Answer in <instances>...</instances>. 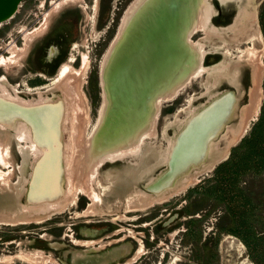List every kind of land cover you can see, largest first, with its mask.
<instances>
[{"label":"rangeland","instance_id":"obj_1","mask_svg":"<svg viewBox=\"0 0 264 264\" xmlns=\"http://www.w3.org/2000/svg\"><path fill=\"white\" fill-rule=\"evenodd\" d=\"M53 1L56 0L20 1L12 16L0 25V55H12L15 47H20L25 41L22 31H30L39 26L46 16V11L50 14L46 26L41 33L34 36L29 47L37 41L40 44L57 33H62L63 43L71 35L62 61L72 54L73 60L64 62H68L69 69L73 67L74 74L72 78L71 75L68 77V82L71 80L70 83L77 85L84 107L80 111L81 114L79 113L81 131L76 139L71 138L64 125L66 123L61 127L62 122L58 120L57 131H60V134L59 138H53V142L56 143L58 139L57 142L62 143V152H72L67 153L69 161L66 160L75 173L70 172L67 166H63V170L60 169V189L57 187L58 192H55L58 197L53 198L51 207L42 206L37 212L34 205L41 202L29 197L32 189L30 178L33 162L41 153L37 154L36 159L28 157L23 162L13 149L10 165H0V264H257L239 236L218 230L215 221L218 213L224 210L223 202H219L206 214L202 213L213 203V195L206 199L203 207L194 212L185 211L184 205L197 191L192 188L195 185L202 188L209 181L207 178L213 177L214 166L229 157L232 148L249 132L259 116L261 103L264 101V35L261 27L262 44L257 46L260 50V96L255 110H250L248 95L252 85L251 69L242 62L239 66L240 82L238 80L233 84L237 101L235 100L232 114L213 135L208 155L199 165L192 167L188 172L183 171L175 183L165 189L166 197L134 208L126 204L127 194L136 188L148 193L154 192L145 187V182L166 167V162L154 161L157 154H168L167 138L174 139L183 123L195 110L232 85L221 78L216 83L210 82V87L206 88V80L202 75L191 76L174 94L161 97L154 123L156 133L146 137L147 141L155 146L153 155L140 161L126 157L104 161L95 173L92 172L94 175L91 178L89 174L92 166L83 170L81 165L80 168L79 164L75 165L73 157L79 148H83L98 121L101 104L98 69L112 40L119 17L130 0H74L52 10ZM210 1L213 6L210 22L215 26L233 22L241 5L252 7L259 24L258 12L262 0ZM218 31L221 32V29ZM43 35L45 38H42ZM190 36L197 41L203 38L204 31L197 28ZM210 37L213 41L217 40L215 34ZM72 41L75 42L71 47ZM6 43H10L8 50L3 49ZM26 54L15 53L12 58L6 59L5 64L0 65V75L6 74L0 87H6L10 95H20L26 100L44 97L50 104L60 103V109L65 107L66 111L70 112V92L65 91L67 83L64 78L56 76L59 67H56L55 73L44 79L42 86L31 83L28 77L32 75V71L26 67ZM205 55V65L212 64L222 57L218 52H207ZM18 88H22V91H18ZM165 123L168 128L166 136H162L161 128ZM12 128L10 126L8 130L13 132ZM8 130L0 131L2 145L7 140ZM165 147L166 150H163ZM62 162L59 158V163ZM16 163L21 167L18 168ZM82 165L85 166L86 161L82 162ZM66 169L68 171H65ZM260 174L262 180L257 176L253 178L254 201H257L259 196V180L263 181L264 185V168ZM192 176L194 177L191 181L189 178ZM246 176L247 173L238 180L241 185L247 184ZM87 177L90 179L86 180ZM91 191L99 193L101 200L91 199ZM189 206L192 207V204H188ZM79 257L84 259L80 261Z\"/></svg>","mask_w":264,"mask_h":264},{"label":"water","instance_id":"obj_2","mask_svg":"<svg viewBox=\"0 0 264 264\" xmlns=\"http://www.w3.org/2000/svg\"><path fill=\"white\" fill-rule=\"evenodd\" d=\"M20 1L0 0V21L10 17ZM204 2H128L107 47L103 67L100 69L99 66L98 69L104 106L82 149L86 156L89 154L86 166L104 151L125 146L136 139L141 130L148 126L157 106V95L172 92L174 86L184 83L199 62L204 61V55L190 41L193 24ZM227 92L235 99L233 87L226 88L187 118L175 135L166 167L145 182L147 189L174 184L183 171L188 172L205 159L210 129L213 128L212 133L214 130L217 133L234 108L211 123L208 113L219 109ZM46 104L51 106L49 102ZM83 259L79 257L80 261Z\"/></svg>","mask_w":264,"mask_h":264},{"label":"bare ground","instance_id":"obj_3","mask_svg":"<svg viewBox=\"0 0 264 264\" xmlns=\"http://www.w3.org/2000/svg\"><path fill=\"white\" fill-rule=\"evenodd\" d=\"M73 1L74 0L53 1L52 10H56L61 5L63 6V4L71 3ZM221 3L224 4L226 2H221ZM242 6L243 5H241L240 9L238 8L239 10L234 16L233 22L227 25H223V26L221 25L215 26L210 22V18L213 14L212 9H211L213 7L211 1L205 0V2L201 4L199 12L197 14V18L193 24V31L197 28H201L204 31V36L203 38L197 41H194L190 37L191 44L194 45L198 49L201 55L206 56L205 53L207 54V52H218L221 54L222 57L217 62L209 64V65H205L204 61L199 62L197 67L191 71V74L189 75L187 80H189L191 76L202 75V78L204 77V80H206L204 87L208 88V86L210 87V82L216 83L219 81V79L222 78V79H226V81L231 83L232 87L235 88L233 84H236L238 81L237 77H238L239 66H241L240 63L242 64V62L243 63L245 62L246 65H248L251 69L252 85H251V88L249 89L250 93L248 94L249 99H250L249 100L250 110H255L254 108H256L258 99L260 96L259 79L261 75V67L259 65L260 50L259 48H257V46L262 44V34H261L260 26L258 24L256 12L252 9V7H247V6L242 7ZM3 21L5 20L0 21V25L2 24ZM44 21L45 23L47 22L46 20ZM219 29H221V32L218 31ZM41 30H42V27L39 25V27L34 28V30L25 31L24 33L25 41L23 42L25 47L30 43V41L34 38V36L38 34ZM213 34L216 35V38H217L216 41H213L210 37ZM17 47H15V50H14V48H12L11 46L14 52L11 49L12 55L8 57L0 55V65L5 64L6 59L12 58L13 54L18 53L17 51H19V48ZM25 47L22 46L23 51L21 50V52L25 53V50H26ZM105 55L106 54H104L101 60L102 63L100 64V69H102L103 67ZM71 60H72V54L68 56L66 61H71ZM69 66L70 65H68V62H63L59 66L56 76L61 79L64 78L65 79L64 81H66L65 83H67L65 85L66 90L65 89L64 90L67 91L68 93L70 92L69 94L70 112H67L65 107L64 108L62 107V109H60V103L55 102V103H52L51 106L49 104H46L48 101L44 97L40 98L41 95L40 97H37L40 99L26 100L20 97V95L19 96H17L16 94L10 95V92L4 86L0 87V131L4 130L7 132L10 126H12L13 127L12 129L14 130L13 132H10L8 130V136L6 138L7 140L5 142L3 141L4 142L3 145L0 142L1 144L0 145V165L2 166L10 165V161H12L11 158H13L14 151L16 152L17 155H19L22 158L23 162L26 159H28V157H31L32 159V158H35L37 154L41 153V156L37 159L35 158L36 160H34L33 162L32 170H31V178H30L31 179L30 184L32 188L34 189H30L29 197L31 198V200L37 199L41 202V204L37 203L36 205H34L36 206L35 209L37 210V212H38V209L41 208L42 206L51 207L53 198L58 197L55 193V192H58L57 187H59L60 189V184H59L60 180L57 177L58 169H62L63 166L65 167L67 166L68 169L70 168L69 163L67 162V160L69 159L67 158L68 157L67 153L69 151L66 153V150L65 151L63 150L64 152H62V143L61 141L57 142L58 139H56L57 144L53 142L54 140L53 138H59V134H60V131H57L58 120L62 122L61 127H63V124L66 123L64 125H66L67 127L66 128L67 133L71 134L70 135L71 138L76 139L79 136L78 134L79 131H81L80 130L81 118H80L79 113L81 109H84V107H83L81 97H79L78 88L76 87L77 85L72 84V82L70 83L71 81L70 78H69L70 81L68 82V77L71 75V78H72L74 74L73 67L71 66L70 69L72 70H70ZM4 78H5V75L1 74L0 83H4L2 82ZM187 80L185 82H187ZM180 86L181 85L174 86V88L172 89V92L167 93L165 95H162V94L157 95L156 97L157 106L152 116L150 117V120L148 121V126L146 128L144 127L145 129L143 128V130H141V132L138 134L137 138L134 139L131 143L125 146L117 147L115 149L104 151L103 153L100 154V156L95 158L94 161L89 166H86L88 165V162H89L88 161L89 154H87L86 156L84 152H82V149L84 148L83 146L82 149L79 148L78 151L75 152L74 154L73 162L75 163V165L77 166V164H79V168L81 165L82 166L81 169L83 170L84 169L88 170L89 167L92 166L91 167L92 170L90 171L91 173L89 174L90 175L89 177L92 178L94 175V174L92 175V172L95 173L97 171V168L104 161L105 162L107 160L115 161L117 159L124 158V157L129 158V160H133L136 158V160L138 159L140 161V160H143L144 157H147L151 155L152 153H154L156 150L154 149L155 146L152 145L151 142L149 143L146 137L153 136L156 133L155 128H154L155 127L154 123H155V119L157 116V111H158L157 108L161 104V97L174 94L175 91ZM67 92L65 94H67ZM231 95L232 94L230 92H227V96L221 100L218 106L219 109H217V111H215L216 110L215 109L208 113V115H210L209 117H210L211 123H213V121L215 122L216 120H218L223 114L224 116H226L227 113L230 111V109L233 108L236 99H233V96ZM66 102H67V99H66ZM103 106H104V101L101 102L100 107H99V112H98L99 118L101 117ZM167 128L168 127L166 126V123L162 125V128H161L162 136L164 135L166 136ZM210 130L212 131L213 128H211ZM211 131H209V134L207 137L209 138V140H207V144L205 145L206 152H208L209 149L211 148L212 141H213V135L216 133V130H214L213 133ZM66 137L68 138V136ZM174 140L175 138L174 139L167 138L166 147L168 148V154L164 156L157 154L158 156H156V160L154 161V163L166 162ZM166 147L165 149L163 148V150H166ZM69 153H72V152L70 151ZM81 155H83L84 158H82ZM59 158L63 161L62 163H59ZM80 161H81V164H80ZM85 161H86V165L83 166L82 162H85ZM16 166L18 168L21 167L18 163H16ZM71 166H73V163L71 164ZM65 171H68V170L66 169ZM71 171L75 173L74 168H70V172ZM1 174H2V171L0 170V177H1ZM89 177H87L86 180L90 179ZM193 177L194 176L190 177L189 179L193 180ZM70 179L72 180L71 177ZM71 180H70V183H71ZM86 180L84 179V181ZM113 181L114 180H112V182ZM165 187L168 188L169 186H165ZM165 187L160 188V189H153L151 190V191H154L152 193H148L142 189L136 188L134 191H132V193L127 194L126 204L129 207L137 208L141 206L143 207L145 204L152 203L153 200L159 201L163 199L164 197H166L167 190H165L166 189ZM93 192L92 194L89 193L91 196V199L101 200V196H99V193H93ZM72 199H74V197Z\"/></svg>","mask_w":264,"mask_h":264},{"label":"trees","instance_id":"obj_4","mask_svg":"<svg viewBox=\"0 0 264 264\" xmlns=\"http://www.w3.org/2000/svg\"><path fill=\"white\" fill-rule=\"evenodd\" d=\"M258 19L264 35V0L259 7ZM263 168L264 101L261 103L259 116L249 132L240 138L228 158L214 166V174L211 177L213 179L207 178L209 181L202 188L195 185L192 190L197 191L184 205L185 211L194 212L203 207L206 199L213 195L215 198L213 203L202 213L206 214L219 202H223L224 210L218 213L215 221L218 230L229 231L239 236L257 264H264V185L260 174ZM245 173L248 182L241 185L238 180ZM255 176L261 179L257 201L253 198L252 184L255 182L253 179ZM188 204H192V207H188Z\"/></svg>","mask_w":264,"mask_h":264},{"label":"flooded vegetation","instance_id":"obj_5","mask_svg":"<svg viewBox=\"0 0 264 264\" xmlns=\"http://www.w3.org/2000/svg\"><path fill=\"white\" fill-rule=\"evenodd\" d=\"M48 13H49L48 11L45 12L46 16H45L44 20H46V21H48L47 19L50 16V14L48 15ZM44 20L41 22L42 24H39L42 27V30L44 29V27L46 26V23H47V22L45 23ZM43 22L45 25L43 24ZM37 27H39V26H37ZM34 28H36V27H34ZM34 28L32 30H34ZM28 29H30V28H28ZM42 30L39 33H41ZM24 31H28V30H24ZM24 31H22V35L25 33ZM45 36H46V34H45ZM45 36L43 35L42 38H45ZM70 36L71 35H69V37ZM69 37L66 38L64 43H63V40H61L62 39V33H57L55 36H53L47 40L44 39L40 44L37 41L32 47H29L30 46L29 44L25 47V45L23 43L22 46L26 48L25 53L21 52V50L23 51L22 46L17 47V48H19V51H17L19 54H22V53L26 54V52H27L26 55H27V61L28 62H27L26 67L28 69H31L29 71H32V75H29V77H28L29 82L42 86L43 82H45L44 79L47 78L48 75L52 74L55 71L56 67L57 66L59 67L60 64L68 58V56H67V58L64 61H62L64 59V56L66 53V46L70 40ZM21 42H22V40H21ZM74 42L75 41H72L71 47L73 46ZM9 44L10 43L4 44L3 49L8 50ZM211 53H215V52H211ZM217 61H218V59H216L212 63H215ZM209 64H211V63H209ZM1 68H5V67H1ZM240 73H241V68L239 69V74H238L239 75L238 76L239 82H240ZM5 76H6V74H5ZM224 81H226V80H224ZM226 82H228V81H226ZM230 85H231V83H230ZM17 90L22 91V88H18Z\"/></svg>","mask_w":264,"mask_h":264}]
</instances>
